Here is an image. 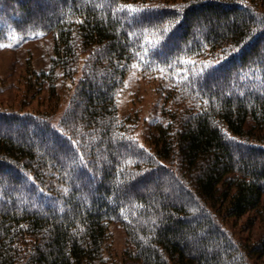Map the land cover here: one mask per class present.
Segmentation results:
<instances>
[{
  "label": "trees",
  "instance_id": "16d2710c",
  "mask_svg": "<svg viewBox=\"0 0 264 264\" xmlns=\"http://www.w3.org/2000/svg\"><path fill=\"white\" fill-rule=\"evenodd\" d=\"M199 1L0 0V37L52 33L51 69L68 77L86 55L57 126L39 111L0 109V264H105L112 221L137 259L112 264H264V8ZM129 3L162 6L142 13L144 26L172 21L158 48L114 11ZM216 49L220 60L201 74ZM134 61L168 67L178 104L149 149L117 117ZM243 217L245 242L227 225Z\"/></svg>",
  "mask_w": 264,
  "mask_h": 264
},
{
  "label": "rangeland",
  "instance_id": "374dc122",
  "mask_svg": "<svg viewBox=\"0 0 264 264\" xmlns=\"http://www.w3.org/2000/svg\"><path fill=\"white\" fill-rule=\"evenodd\" d=\"M250 1L264 8V0H258L259 3L257 0ZM7 31L6 37H0L1 40L4 38L0 44L5 45L0 47V109L39 111L49 115L52 124L57 126L82 74L86 55L79 56L75 75L68 77L59 66L51 69L52 33L31 32L25 35L11 28ZM221 55L220 51L208 50L200 61H215ZM132 64L116 92L117 117L126 127V132L149 149L155 126L158 122L165 123L162 120L165 110H174L178 106L168 97L174 93V83L168 67L144 71L142 65L133 68ZM42 72L46 73L45 76L39 77ZM244 220L245 217L239 221L229 220L227 225L245 242L248 230L244 228ZM128 237L120 222L109 223L102 253L105 264L137 261L136 250Z\"/></svg>",
  "mask_w": 264,
  "mask_h": 264
},
{
  "label": "snow or ice",
  "instance_id": "6c2138e0",
  "mask_svg": "<svg viewBox=\"0 0 264 264\" xmlns=\"http://www.w3.org/2000/svg\"><path fill=\"white\" fill-rule=\"evenodd\" d=\"M99 6V5H97ZM162 7L161 5H134V4H121L118 5L116 9H114V11L116 10H126L129 14V18L134 21L136 24H139L142 26V33H151L152 36L155 37V40H151L149 39V37L146 35L145 36V40L148 41V43H150L153 47H159L160 42L163 38V34L167 33L171 27V23L172 21H169L168 23H165L163 26H159V25H151L150 27L148 26H144V20H143V15L142 13L144 11H146L147 9L150 8H159ZM172 7H177L175 5H173ZM141 14V15H136V14ZM77 23H83V20L77 19L76 21ZM42 34V33H40ZM134 33H129V35H133ZM5 45L0 44V47H4ZM143 52H147L148 48L144 47L142 49ZM136 56L139 58V61H144V56L138 52L136 53ZM223 58V56L221 57ZM193 64H195V61H192ZM214 62L212 61H208V62H201V64L203 65V67L201 68L200 72L201 74H206L207 71L212 67V64ZM123 67V66H122ZM133 68H139L141 67V64L138 62H133L132 64ZM161 74H163V69L160 70ZM204 103L206 104L207 101H204ZM73 143H75V141H73ZM140 147L142 148L143 145H140ZM29 179H31V177H29Z\"/></svg>",
  "mask_w": 264,
  "mask_h": 264
},
{
  "label": "bare ground",
  "instance_id": "6f19581e",
  "mask_svg": "<svg viewBox=\"0 0 264 264\" xmlns=\"http://www.w3.org/2000/svg\"><path fill=\"white\" fill-rule=\"evenodd\" d=\"M196 1H197V0H196ZM198 1H199V0H198ZM200 1H201V0H200ZM200 1H199V2H200ZM243 1H244V0H243ZM257 1H258V0H257ZM187 2H188V1H187ZM189 2H190V1H189ZM191 2H192V1H191ZM199 2H198V3H199ZM226 2H227V1H226ZM237 2H239V1H237ZM254 2H255V1H254ZM254 2H253V3H254ZM163 3H164V2H163ZM179 3H180V2H179ZM184 3H185V2H184ZM223 3H224V2H223ZM229 3H230V1H229ZM257 3H259V1H258ZM168 4H169V3H168ZM227 4H228V3H227ZM234 4H235V3H234ZM238 4H239V3H238ZM183 5H184V4H183ZM241 5H242V4H241ZM257 5H258V4H257ZM257 5H256V6H257ZM165 6H166V5H165ZM172 6H173V5H172ZM181 6H182V4H181ZM247 7H249V4H248ZM251 7H252V4H251L250 8H251ZM177 8H178V7H177ZM252 8H253V7H252ZM254 8H255V7H254ZM254 8H253V9H254ZM151 9H152V8H151ZM229 9H230V8H229ZM238 9H239V8H238ZM244 9H245V8H244ZM245 10H246V9H245ZM248 10H249V9H248ZM255 10H256V9H255ZM251 12H252V10H251ZM259 12H260V10H259ZM257 14H258V13H256L255 16H257ZM263 14H264V12H263ZM245 15H247V14L245 13ZM252 16H253V15H252ZM260 16H262V15H260ZM263 16H264V15H263ZM250 17H251V15H250ZM256 20H258V19H256ZM261 20H262V19H261ZM18 23H19V22H18ZM20 27H21V26H20ZM69 27H70V25H69ZM69 27H68V28H69ZM64 29H65V28H64ZM81 41H82V40H81ZM229 41H230V40H229ZM221 43H222V42H221ZM221 43H220V45H221ZM99 44H100V43H99ZM230 44H231V43H230ZM222 45H223V44H222ZM226 45H227V44H226ZM221 47H222V46H221ZM208 48H209V47H208ZM218 49H219V48H218ZM216 50H217V49H216ZM62 51H63V50H62ZM94 51H95V50H94ZM194 51H195V50H194ZM217 51H219V50H217ZM207 52H208V50H207ZM207 52H206V53H207ZM223 54H224V53H223ZM88 55H89V54H88ZM191 56H192V55H191ZM210 56H212V55H210ZM215 56H216V55H215ZM215 56L213 57V59H215ZM207 57H208V56H207ZM226 57H227V55H226ZM217 58H218V57H217ZM203 59H204V58H203ZM203 59H202V60H203ZM208 59H209V58H208ZM208 59H205V60H208ZM108 60H109V59H108ZM219 60H220V59H219ZM53 61H54V60H53ZM193 61H194V60H193ZM199 61H200V60H199ZM210 61H211V60H210ZM212 61H213V60H212ZM215 61H216V60H215ZM215 61H214V62H215ZM224 61H225V60H224ZM112 62H113V61H112ZM180 62H181V61H180ZM183 62H184V61H183ZM189 62H190V59H189ZM217 62H218V60H217ZM225 62H227V61H225ZM57 63H58V62H57ZM191 63H192V62H191ZM150 64H151V63H150ZM183 64H184V63H183ZM185 66H186V65H185ZM174 67H175V66H174ZM147 69H148V68H147ZM1 117H2V116H1ZM0 119H1V118H0ZM3 123H4V122H3ZM8 123H9V122H8ZM1 124H2V123H1ZM32 124H33V123H32ZM6 125H7V124H6ZM131 125H132V124H131ZM219 125H220V124H219ZM221 125H222V124H221ZM32 126H33V125H32ZM37 126H38V125H37ZM7 127H8V126H6V128H7ZM226 127H227V126H226ZM2 128H3V127H2ZM2 128H1V129H2ZM220 128H221V127H220ZM223 128H224V127H223ZM9 129H10V128H9ZM6 130H7V129H6ZM11 130H13V129H11ZM221 130H222V129H221ZM227 130H228V129H227ZM2 131H3V130H1V133H2ZM7 131H8V130H7ZM7 131H5V132H7ZM5 132H4V133H5ZM41 132H42V131H41ZM75 132H76V131H75ZM1 133H0V134H1ZM15 133H16V132H15ZM48 133H49V132H48ZM8 134H9V133H8ZM8 134H7V135H8ZM7 135H6V136H7ZM6 136H5V137H6ZM68 136H69V135H68ZM15 137H17V136H15ZM66 137H67V136H66ZM60 138H61V137H60ZM73 138H74V137H73ZM69 139H70V138H69ZM116 139H117V138H116ZM86 143H87V142H86ZM62 147H63V146H62ZM64 147H65V146H64ZM147 148H148V147H147ZM67 150H68V149H67ZM150 151H151V150H150ZM150 151H148V152H150ZM62 154H63V152H62ZM139 154H140V153H139ZM7 155H8V154H7ZM58 155H59V154H58ZM152 155H153V154H152ZM154 155H155V154H154ZM132 156H133V155H132ZM11 157H12V156H11ZM170 159H171V158H170ZM4 160H5V159H4ZM11 160H12V159H11ZM13 160H14V159H13ZM172 160H173V159H172ZM175 160H176V159H175ZM66 161H67V160H66ZM78 161H79V160H78ZM75 162H76V161H75ZM158 162H159V161H158ZM67 163H68V161H67ZM20 164H21V162H20ZM162 164H163V163H162ZM170 164H171V163H170ZM2 165H3V163H2ZM22 165H23V164H22ZM143 165H144V164H143ZM131 166H132V165H131ZM145 166H146V165H145ZM157 166H158V165H157ZM157 166H156V167H157ZM102 167H103V166H102ZM1 168H4V167L1 166ZM8 168H9V166H8ZM29 168H30V167H29ZM33 168H34V167H33ZM119 168H120V167H119ZM6 169H7V168H6ZM31 169H32V168H31ZM96 169H97V168H96ZM104 169H105V168H104ZM118 170H119V169H118ZM66 171H67V170H66ZM125 171H126V170H125ZM132 171H133V170H132ZM138 171H139V170H138ZM146 171H147V170H146ZM2 172H3V171H2ZM89 172H90V171H89ZM120 172H121V171H120ZM140 172H141V171H140ZM5 173H6V172H5ZM1 175H2V174H1ZM9 175H10V174H9ZM134 175H135V174H134ZM146 175H147V174H146ZM10 176H11V175H10ZM138 176H139V175H138ZM11 177H12V176H11ZM140 177H141V176H140ZM7 178H8V177H7ZM11 179H12V178H11ZM7 181H8V180H7ZM9 181H10V180H9ZM37 181H38V180H37ZM95 181H96V180H95ZM4 182H5V181H4ZM4 182H3V183H4ZM43 182H45V180H44ZM8 183H9V182H8ZM6 184H7V183H6ZM185 184H186V183H185ZM4 185H5V184H4ZM41 185H42V183H41ZM39 188H40V187H39ZM40 190H41V189H40ZM44 193H45V192H44ZM47 193H48V192H47ZM84 193H85V192H84ZM90 196H91V195H90ZM3 197H4V196H3ZM35 197H36V195H35L33 198H35ZM38 197H39V196H38ZM80 198H81V197H80ZM31 200H32V199H31ZM44 200H45V199H44ZM32 202H33V201H32ZM52 202H53V201H52ZM27 204H28V203H27ZM58 206H59V205H58ZM27 207H28V206H27ZM29 207H30V206H29ZM32 207H33V206H32ZM41 207H42V206H41ZM50 207H51V206H50ZM25 209H26V208H25ZM49 209H50V208H49ZM70 209H71V208H70ZM215 214H216V213H215ZM213 218H214V217H213ZM106 223H107V222H106ZM216 224H217V223H216ZM232 238H233V237H232ZM232 240H233V239H232ZM235 240H236V239H235Z\"/></svg>",
  "mask_w": 264,
  "mask_h": 264
}]
</instances>
